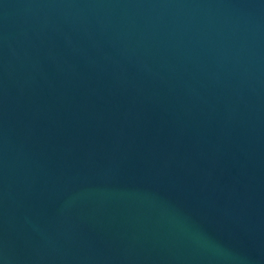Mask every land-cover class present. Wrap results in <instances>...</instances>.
I'll return each mask as SVG.
<instances>
[{"label": "water", "instance_id": "obj_1", "mask_svg": "<svg viewBox=\"0 0 264 264\" xmlns=\"http://www.w3.org/2000/svg\"><path fill=\"white\" fill-rule=\"evenodd\" d=\"M0 264H264V0H0Z\"/></svg>", "mask_w": 264, "mask_h": 264}]
</instances>
